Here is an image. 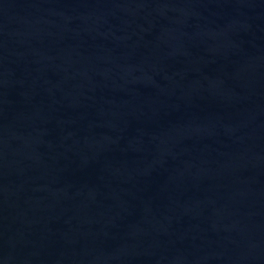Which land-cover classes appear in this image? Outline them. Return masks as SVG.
Wrapping results in <instances>:
<instances>
[{
  "label": "water",
  "instance_id": "water-1",
  "mask_svg": "<svg viewBox=\"0 0 264 264\" xmlns=\"http://www.w3.org/2000/svg\"><path fill=\"white\" fill-rule=\"evenodd\" d=\"M0 264H264V0H0Z\"/></svg>",
  "mask_w": 264,
  "mask_h": 264
}]
</instances>
